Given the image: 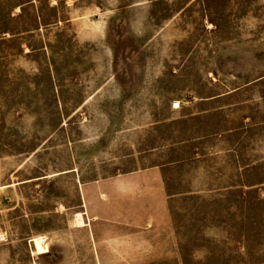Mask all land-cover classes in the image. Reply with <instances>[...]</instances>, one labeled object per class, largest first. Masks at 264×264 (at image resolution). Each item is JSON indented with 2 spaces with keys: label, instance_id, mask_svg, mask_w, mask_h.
I'll return each mask as SVG.
<instances>
[{
  "label": "rangeland",
  "instance_id": "rangeland-1",
  "mask_svg": "<svg viewBox=\"0 0 264 264\" xmlns=\"http://www.w3.org/2000/svg\"><path fill=\"white\" fill-rule=\"evenodd\" d=\"M0 232V264H264V0H0Z\"/></svg>",
  "mask_w": 264,
  "mask_h": 264
},
{
  "label": "bare ground",
  "instance_id": "bare-ground-1",
  "mask_svg": "<svg viewBox=\"0 0 264 264\" xmlns=\"http://www.w3.org/2000/svg\"><path fill=\"white\" fill-rule=\"evenodd\" d=\"M75 223L81 226L85 223L81 212H76ZM3 234L4 232L3 233L0 232V240L4 237Z\"/></svg>",
  "mask_w": 264,
  "mask_h": 264
},
{
  "label": "built area",
  "instance_id": "built-area-1",
  "mask_svg": "<svg viewBox=\"0 0 264 264\" xmlns=\"http://www.w3.org/2000/svg\"><path fill=\"white\" fill-rule=\"evenodd\" d=\"M180 107L179 101L173 103V108L178 109Z\"/></svg>",
  "mask_w": 264,
  "mask_h": 264
}]
</instances>
